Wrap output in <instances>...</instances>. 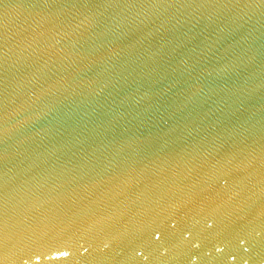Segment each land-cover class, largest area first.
<instances>
[{
    "label": "water",
    "instance_id": "water-1",
    "mask_svg": "<svg viewBox=\"0 0 264 264\" xmlns=\"http://www.w3.org/2000/svg\"><path fill=\"white\" fill-rule=\"evenodd\" d=\"M0 264H264V0H0Z\"/></svg>",
    "mask_w": 264,
    "mask_h": 264
}]
</instances>
